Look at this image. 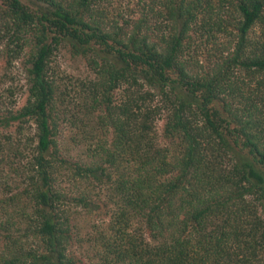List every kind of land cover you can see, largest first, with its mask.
Masks as SVG:
<instances>
[{
  "label": "trees",
  "instance_id": "1",
  "mask_svg": "<svg viewBox=\"0 0 264 264\" xmlns=\"http://www.w3.org/2000/svg\"><path fill=\"white\" fill-rule=\"evenodd\" d=\"M117 1L0 0V264H264V0Z\"/></svg>",
  "mask_w": 264,
  "mask_h": 264
},
{
  "label": "rangeland",
  "instance_id": "2",
  "mask_svg": "<svg viewBox=\"0 0 264 264\" xmlns=\"http://www.w3.org/2000/svg\"><path fill=\"white\" fill-rule=\"evenodd\" d=\"M136 2H137V0H119V1H117V4H115V5H117L118 9H120L122 12H124L123 14H125V15H128V13L130 15V12L131 13L134 12L130 16V17H133V16H136L138 14H141L139 9H138V6L136 5ZM207 49H208V47H207ZM196 50H197L198 56L201 55V56L205 57V51H206L205 49H202V47H201V49L196 48ZM58 57L59 58H58L56 64L65 73L74 74V75H79V74L84 73L83 72L84 71L83 64L75 65L74 62H71V59H70L68 53H64L61 57H60V55ZM20 103L22 104L23 100ZM162 126H163L162 121L161 120L157 121L156 129H157L158 134L161 133ZM68 137H69V130L63 129L62 131H60L59 137H58V140H59L58 147H59V150L62 151L63 153L71 154V156H73V159H74L75 154H76V149L73 150L72 147L68 144ZM89 262H93V261H89Z\"/></svg>",
  "mask_w": 264,
  "mask_h": 264
}]
</instances>
